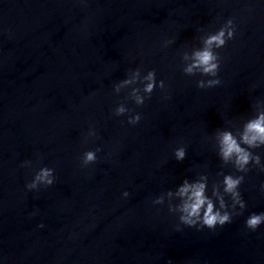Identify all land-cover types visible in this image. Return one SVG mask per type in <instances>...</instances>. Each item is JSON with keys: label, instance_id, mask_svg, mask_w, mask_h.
Returning <instances> with one entry per match:
<instances>
[{"label": "water", "instance_id": "water-1", "mask_svg": "<svg viewBox=\"0 0 264 264\" xmlns=\"http://www.w3.org/2000/svg\"><path fill=\"white\" fill-rule=\"evenodd\" d=\"M229 18L237 32L218 50L222 83L201 89L207 77L185 75L182 54ZM137 68L166 84L143 106L114 92ZM121 102L139 124L113 114ZM258 102L264 0H0V264H264V225L245 228L264 212L258 168L240 187L246 210L223 228L184 226L167 200L153 204L185 179L208 175L211 195L220 173L240 175L215 134L242 127ZM96 148L97 162L82 167ZM44 166L55 184L29 191Z\"/></svg>", "mask_w": 264, "mask_h": 264}, {"label": "clouds", "instance_id": "clouds-1", "mask_svg": "<svg viewBox=\"0 0 264 264\" xmlns=\"http://www.w3.org/2000/svg\"><path fill=\"white\" fill-rule=\"evenodd\" d=\"M201 31L204 35L200 37V46L184 51L182 54V70L187 76L207 77L197 81L199 88L207 89L222 83L219 72L223 58L218 50L225 48L230 40L236 38L237 26L235 19L229 18L214 32L204 29ZM173 43L174 40H165L163 46L168 47ZM157 87L164 91L166 84L164 80L157 81V73L154 69L144 74L141 68H137L129 70L127 78L114 85V92L119 95L122 91L128 90L125 100H131L135 105L143 106L147 100L151 99ZM131 112L126 103L121 102L114 109L113 114L115 116L128 114L127 123L135 126L141 121L142 115L138 112L130 114ZM96 136V131L90 129L85 142ZM215 146L224 166L231 165L236 173L241 174L220 173L223 178L212 184L211 195H209L208 175L200 174L195 181L185 179L175 191H168L153 200L154 205H163L167 200L168 211L178 216L179 224L198 228V230L206 227L214 231L218 227L223 228L232 223L234 217L243 215L247 203L243 199L240 187L245 181V175L253 167L264 172V160L254 151L264 148V102H258L255 105V114L245 120L242 127H235V131L232 128L217 130ZM101 151V148L85 151L80 158L81 166L88 167L96 163L97 153ZM174 156L177 161H184L187 157V148L178 147L174 151ZM22 166L31 167L32 161H25ZM55 182V169L44 166L35 172L34 178L27 183L26 187L29 191H39L41 186L51 187ZM261 190L264 191V185H261ZM129 195L127 191L123 193L126 198ZM228 199L231 201L230 205ZM179 224L178 231L182 230ZM261 225H264V212H253L245 220V228L252 232L257 231ZM40 227L44 225L41 224Z\"/></svg>", "mask_w": 264, "mask_h": 264}]
</instances>
